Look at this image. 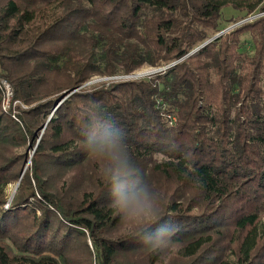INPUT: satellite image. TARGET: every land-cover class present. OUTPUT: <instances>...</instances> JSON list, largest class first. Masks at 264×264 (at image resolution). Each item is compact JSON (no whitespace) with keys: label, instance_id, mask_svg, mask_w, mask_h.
<instances>
[{"label":"trees","instance_id":"trees-1","mask_svg":"<svg viewBox=\"0 0 264 264\" xmlns=\"http://www.w3.org/2000/svg\"><path fill=\"white\" fill-rule=\"evenodd\" d=\"M226 7L264 0H0V264H264V16ZM110 119L175 241L111 209Z\"/></svg>","mask_w":264,"mask_h":264},{"label":"clouds","instance_id":"clouds-1","mask_svg":"<svg viewBox=\"0 0 264 264\" xmlns=\"http://www.w3.org/2000/svg\"><path fill=\"white\" fill-rule=\"evenodd\" d=\"M107 124V128L94 129L83 139L90 155L108 161L104 177L111 209L117 211L119 218L122 214L126 221L146 226L141 235L153 247L175 241L179 226L172 218L159 215L152 192L131 164L132 156L121 127L113 119Z\"/></svg>","mask_w":264,"mask_h":264},{"label":"rangeland","instance_id":"rangeland-1","mask_svg":"<svg viewBox=\"0 0 264 264\" xmlns=\"http://www.w3.org/2000/svg\"><path fill=\"white\" fill-rule=\"evenodd\" d=\"M241 13L230 8V7H226L223 9V12H222V18H221V26L223 27V30L227 29L228 27H230L233 23L232 22V18H235V17H238ZM231 20V21H230ZM222 31H220L217 35H220L222 34ZM175 64V63H173ZM156 68H159V67H154V66H149V65H146V66H143L139 69H137L136 71L130 73V74H125V75H117V76H112V77H100V76H95L93 78H91L88 82H86L82 87L84 88H89V87H92L94 85H97L99 83H103V82H107V81H115V80H130V79H139L141 77H144L143 75H148V76H151V74L154 72V71H157ZM148 76H145V77H148ZM7 83V82H6ZM3 84V87L6 88V94H7V98H6V104H9L10 101H9V98H8V89L6 87V85L4 84V82L2 83ZM8 84V83H7ZM65 99H63L64 101ZM62 101V100H61ZM62 101V102H63ZM4 103H5V100H4ZM3 103V106L8 109V105L4 104ZM16 104H19L22 108H26V106L20 102V103H16V101L13 102V105H16ZM3 107V109H4ZM18 183L17 184H10L6 190V193L8 195V197H10V199L13 197V195L15 194L14 193V189L17 187ZM16 192V191H15Z\"/></svg>","mask_w":264,"mask_h":264},{"label":"built area","instance_id":"built-area-1","mask_svg":"<svg viewBox=\"0 0 264 264\" xmlns=\"http://www.w3.org/2000/svg\"><path fill=\"white\" fill-rule=\"evenodd\" d=\"M262 16H264V10H256L255 12H253V13L247 15L246 17H244L239 22H237L235 24H232L230 27H228L227 29L223 30L222 34L229 32L230 30L234 29L235 27H237V26H239V25H241L243 23L252 22V21H254V20H256V19H258V18H260ZM173 65L174 64H170V65H167V66H163V67L156 68L157 71H154L151 74V76H154V75H156L158 73H161V72L169 69ZM143 76L145 77V76H148V75H143ZM5 85H6L7 89H8V98H9L10 103L9 104H6V99H5V103L4 104H6V105H8V107H10L11 101H12V97H13V92H12L11 87H10L9 84L5 83ZM16 103H18V101H16ZM13 106H15V105H13ZM4 110H7L6 106L4 107Z\"/></svg>","mask_w":264,"mask_h":264},{"label":"water","instance_id":"water-1","mask_svg":"<svg viewBox=\"0 0 264 264\" xmlns=\"http://www.w3.org/2000/svg\"><path fill=\"white\" fill-rule=\"evenodd\" d=\"M193 53V52H192ZM63 101V100H62ZM62 101L56 106V108L62 103ZM19 184V183H18ZM17 187H18V185H17ZM17 187L14 189V193H15V191L17 190Z\"/></svg>","mask_w":264,"mask_h":264}]
</instances>
